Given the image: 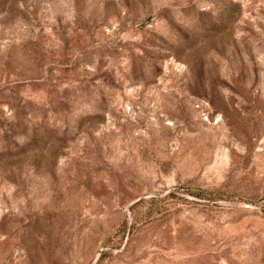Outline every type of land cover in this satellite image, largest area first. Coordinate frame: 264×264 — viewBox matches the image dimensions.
<instances>
[{
  "label": "rangeland",
  "instance_id": "obj_1",
  "mask_svg": "<svg viewBox=\"0 0 264 264\" xmlns=\"http://www.w3.org/2000/svg\"><path fill=\"white\" fill-rule=\"evenodd\" d=\"M0 264H264V0H0Z\"/></svg>",
  "mask_w": 264,
  "mask_h": 264
}]
</instances>
